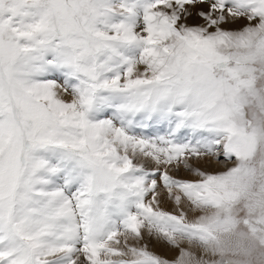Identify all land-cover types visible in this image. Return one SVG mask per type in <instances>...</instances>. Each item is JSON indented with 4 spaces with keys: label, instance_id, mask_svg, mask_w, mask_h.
Listing matches in <instances>:
<instances>
[{
    "label": "snow or ice",
    "instance_id": "6c2138e0",
    "mask_svg": "<svg viewBox=\"0 0 264 264\" xmlns=\"http://www.w3.org/2000/svg\"><path fill=\"white\" fill-rule=\"evenodd\" d=\"M0 264H264V0H0Z\"/></svg>",
    "mask_w": 264,
    "mask_h": 264
},
{
    "label": "bare ground",
    "instance_id": "6f19581e",
    "mask_svg": "<svg viewBox=\"0 0 264 264\" xmlns=\"http://www.w3.org/2000/svg\"><path fill=\"white\" fill-rule=\"evenodd\" d=\"M183 175V173H181ZM169 209L172 207L171 204L166 205ZM151 250L155 251L158 254L164 255L166 258L172 259L176 255H178V252L176 250H169L167 248L159 247V246H153L150 245Z\"/></svg>",
    "mask_w": 264,
    "mask_h": 264
}]
</instances>
